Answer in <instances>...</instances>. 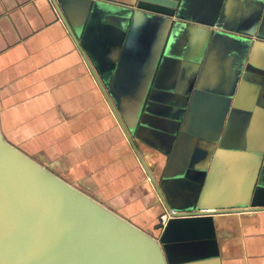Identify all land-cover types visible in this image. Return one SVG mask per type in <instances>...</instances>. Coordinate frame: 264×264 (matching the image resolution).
Returning <instances> with one entry per match:
<instances>
[{
	"label": "crops",
	"instance_id": "crops-1",
	"mask_svg": "<svg viewBox=\"0 0 264 264\" xmlns=\"http://www.w3.org/2000/svg\"><path fill=\"white\" fill-rule=\"evenodd\" d=\"M55 1L115 108L144 104L133 140L172 212L245 211L160 225L166 210L50 0H0L4 140L172 261L264 264V0H188L170 20L135 12L137 0Z\"/></svg>",
	"mask_w": 264,
	"mask_h": 264
},
{
	"label": "water",
	"instance_id": "water-1",
	"mask_svg": "<svg viewBox=\"0 0 264 264\" xmlns=\"http://www.w3.org/2000/svg\"><path fill=\"white\" fill-rule=\"evenodd\" d=\"M50 2L83 57L167 215L172 219H187L245 211L172 212L133 140L141 132L139 127L144 125L143 118L142 122H138V114L134 118L131 108H127L128 104L131 107L135 103L123 98V113L119 112L117 106L115 108L60 7L55 0ZM187 3L188 0H137L133 10L170 20L184 12ZM64 5L70 11L74 8L70 0H64ZM124 48L123 45H105V52L108 49V55L117 58ZM118 75L117 71L111 73L114 85L118 83ZM124 100L128 101L127 105ZM143 107L144 104H141L140 113ZM161 123L159 119H152L150 133L157 139H166L165 134H169V131ZM129 127L132 132L128 130ZM161 242L52 174L8 144L0 133V264H167Z\"/></svg>",
	"mask_w": 264,
	"mask_h": 264
},
{
	"label": "rangeland",
	"instance_id": "rangeland-1",
	"mask_svg": "<svg viewBox=\"0 0 264 264\" xmlns=\"http://www.w3.org/2000/svg\"><path fill=\"white\" fill-rule=\"evenodd\" d=\"M151 28L152 27H150V26L146 27V33L150 32L149 30ZM166 31H168V30L166 29ZM120 78L122 79L121 74H120ZM125 92H128V90H125ZM124 98L127 100L128 97H124ZM126 100H124L125 105L128 104V101H126ZM121 103H122V101L116 102V106L118 107L119 112L123 113V107L124 106ZM127 108L129 110L131 108L134 115L139 114L142 111L141 104H138V103L132 104L131 107H130V104H128ZM145 120H146V108H145V114L143 116V121H145ZM145 125H146V121H145ZM161 243H162V247L164 249L165 255H166L167 264H179V262H180L179 258H177L176 260L174 259V261H172V258L170 256V247L166 246L163 241ZM175 243H176V239H175Z\"/></svg>",
	"mask_w": 264,
	"mask_h": 264
},
{
	"label": "built area",
	"instance_id": "built-area-1",
	"mask_svg": "<svg viewBox=\"0 0 264 264\" xmlns=\"http://www.w3.org/2000/svg\"><path fill=\"white\" fill-rule=\"evenodd\" d=\"M167 219H168V215L167 214L164 215V216H161V218H160V224L162 226H164L165 225V222L167 221Z\"/></svg>",
	"mask_w": 264,
	"mask_h": 264
}]
</instances>
